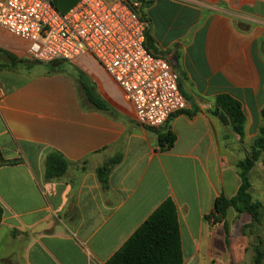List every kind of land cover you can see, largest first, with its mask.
<instances>
[{
	"label": "crops",
	"instance_id": "1",
	"mask_svg": "<svg viewBox=\"0 0 264 264\" xmlns=\"http://www.w3.org/2000/svg\"><path fill=\"white\" fill-rule=\"evenodd\" d=\"M198 1L223 13L185 0H155L145 11L155 53L179 72L189 103L161 128L138 124L124 95L88 70L110 106L93 108L76 72L32 61L27 42L0 30V264H107L167 199L177 208L183 264H254L245 229L252 216L229 208L214 226L206 216L221 194H238L237 164L263 125L264 0ZM82 58V66L96 62ZM222 95L242 106L243 142L229 118L212 114ZM169 130L175 143L162 149L159 135ZM52 151L71 166L63 178L47 181ZM118 154L122 160L104 189L96 170ZM250 181L263 227L264 161Z\"/></svg>",
	"mask_w": 264,
	"mask_h": 264
},
{
	"label": "built area",
	"instance_id": "2",
	"mask_svg": "<svg viewBox=\"0 0 264 264\" xmlns=\"http://www.w3.org/2000/svg\"><path fill=\"white\" fill-rule=\"evenodd\" d=\"M153 1L80 0L64 12L58 0H0V30L27 42V55L39 64L93 57L133 106L138 124L161 128L189 103L170 59L145 46L151 24L140 10ZM4 95L0 88V99Z\"/></svg>",
	"mask_w": 264,
	"mask_h": 264
},
{
	"label": "trees",
	"instance_id": "3",
	"mask_svg": "<svg viewBox=\"0 0 264 264\" xmlns=\"http://www.w3.org/2000/svg\"><path fill=\"white\" fill-rule=\"evenodd\" d=\"M151 4L152 2L143 3L140 10L142 17H147L145 11ZM145 46L150 52L157 55L155 53L156 42L150 30L146 34ZM57 70L59 69L57 68ZM78 79L81 85V91L88 98L93 108L101 111L110 110L109 104L97 92L96 85L90 80L86 73L80 71ZM195 113L196 112L187 113V115L193 116ZM212 114L226 123L227 118H229L234 133L243 142L245 134V115L238 101L230 96H219L216 99L215 109ZM261 116L263 125L252 144L251 152L244 160L237 164L238 173L242 180L238 194L231 199L226 198L223 194L217 198L214 211L206 216V220L212 226L218 225L224 221L229 208H234L238 212H245L252 216V224L245 227L248 232L252 228L259 227L262 224L263 216L261 210L263 206L255 202L250 194V173L256 163L260 161L262 153L264 152V108L261 112ZM174 143L175 135L170 130L159 135V144L162 149H170L173 147ZM121 160L122 155L118 154L108 159L97 168L96 175L100 185L104 189L108 188L110 174ZM70 166L71 163L62 153L57 151L49 152L45 158V179L49 181L63 178ZM2 217L3 209L0 207V225ZM257 241L258 242L253 246L255 252L254 264H263L264 251L262 250V241L259 238ZM107 264H183L180 224L177 208L173 200L167 199L140 226L134 235L107 262Z\"/></svg>",
	"mask_w": 264,
	"mask_h": 264
},
{
	"label": "rangeland",
	"instance_id": "4",
	"mask_svg": "<svg viewBox=\"0 0 264 264\" xmlns=\"http://www.w3.org/2000/svg\"><path fill=\"white\" fill-rule=\"evenodd\" d=\"M80 60L79 61H76V62H73V63H64V66L68 70V73L73 74L71 71H74L77 74H79L80 71H83L85 73L88 70L94 71L101 78H103L107 82V84L112 88V90L114 92L117 93V95H119V97L120 96H123V93L121 91H119L118 88L116 87V85H114L110 81V78L108 77V75L105 73V71L95 61H92L91 60V61L87 62L86 63L87 67H86V66L80 65ZM41 68H45V67H41ZM86 75L91 79V77L87 73H86ZM79 89H80V92L82 93V95L85 96V94L81 91V86L80 85H79ZM96 90H97V92L99 94H101V92H99V89H98V86L97 85H96ZM103 92H105V91L103 90ZM251 149H252V146H251ZM260 161H264V152L262 153V156H261ZM249 232H250V235H251V237L253 239V244L254 245L258 242L257 241L258 238L262 241V250H263V248H264V245H263V242H264V225H263V227L262 226L261 227H254Z\"/></svg>",
	"mask_w": 264,
	"mask_h": 264
},
{
	"label": "water",
	"instance_id": "5",
	"mask_svg": "<svg viewBox=\"0 0 264 264\" xmlns=\"http://www.w3.org/2000/svg\"><path fill=\"white\" fill-rule=\"evenodd\" d=\"M80 0H58V7L61 11H68Z\"/></svg>",
	"mask_w": 264,
	"mask_h": 264
}]
</instances>
